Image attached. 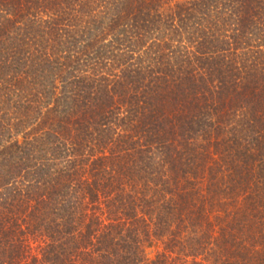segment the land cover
<instances>
[{
	"label": "trees",
	"instance_id": "1",
	"mask_svg": "<svg viewBox=\"0 0 264 264\" xmlns=\"http://www.w3.org/2000/svg\"><path fill=\"white\" fill-rule=\"evenodd\" d=\"M0 264H264V0H0Z\"/></svg>",
	"mask_w": 264,
	"mask_h": 264
},
{
	"label": "rangeland",
	"instance_id": "2",
	"mask_svg": "<svg viewBox=\"0 0 264 264\" xmlns=\"http://www.w3.org/2000/svg\"><path fill=\"white\" fill-rule=\"evenodd\" d=\"M162 245L159 243L154 242L152 245L150 246H146L145 248V257L147 260H152L157 253H159L162 250Z\"/></svg>",
	"mask_w": 264,
	"mask_h": 264
}]
</instances>
